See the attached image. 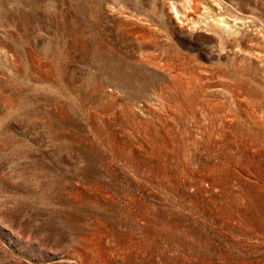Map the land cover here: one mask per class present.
<instances>
[{
    "label": "rangeland",
    "instance_id": "1",
    "mask_svg": "<svg viewBox=\"0 0 264 264\" xmlns=\"http://www.w3.org/2000/svg\"><path fill=\"white\" fill-rule=\"evenodd\" d=\"M0 264H264V0H0Z\"/></svg>",
    "mask_w": 264,
    "mask_h": 264
}]
</instances>
